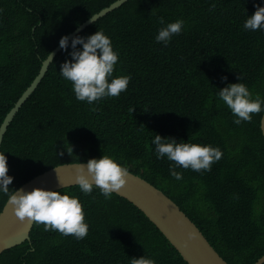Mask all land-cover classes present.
Wrapping results in <instances>:
<instances>
[{"label": "trees", "instance_id": "obj_1", "mask_svg": "<svg viewBox=\"0 0 264 264\" xmlns=\"http://www.w3.org/2000/svg\"><path fill=\"white\" fill-rule=\"evenodd\" d=\"M117 1L0 0V127L59 39ZM256 5L264 0H129L80 34L103 29L111 38L119 52L113 76L129 75L127 89L93 105L77 100L59 74L70 59L62 50L4 136L10 191L57 166L107 154L177 204L228 264L257 263L264 256V112L236 125L215 95L241 76L264 97V32L243 29ZM161 16L185 22L167 46L154 39ZM155 134L210 144L223 155L211 171L177 168V181L171 162L155 157ZM59 192L79 197L87 236L62 237L35 224L30 240L5 251L0 264H130L144 255L156 264H189L124 199H105L98 188Z\"/></svg>", "mask_w": 264, "mask_h": 264}, {"label": "clouds", "instance_id": "obj_2", "mask_svg": "<svg viewBox=\"0 0 264 264\" xmlns=\"http://www.w3.org/2000/svg\"><path fill=\"white\" fill-rule=\"evenodd\" d=\"M210 7L214 8L215 4ZM255 7V12L248 15L243 22V29L264 32V6ZM97 17L98 15L91 14L89 22L97 21ZM158 23L161 27L157 29L154 39L157 43L167 46L174 35L181 33L185 22L183 19H176L165 23L164 17L161 16ZM79 27L80 25H77L78 29ZM58 43L61 50L70 57L60 65L59 74L71 83L77 100L93 105L102 98L117 97L127 89L131 77L113 76L119 52L114 50L111 38L103 29H98L88 36L76 35L70 42L69 36L63 35ZM53 55V52H48L43 61L44 65L52 62ZM222 79L226 80L227 77ZM239 79L240 82L229 83L215 93L218 102H222L230 110L236 125L251 121L253 113L264 112V97L254 95L249 87L241 82V76ZM261 120H264V116H261ZM151 145L154 146L156 159L166 158L171 162L169 175L177 181L183 179V173L177 171V168H190L195 172L211 171L212 164L219 161L223 155L219 147L183 140L178 142L175 138L162 137L160 134L151 138ZM74 167L77 169L75 183L79 191L84 195H91L93 189L98 188L105 199H111L113 193H118L126 186L130 176L127 163H121L107 154L90 158L86 162L81 161ZM8 171L7 156L0 152V195L6 196V208L11 206L20 222L43 225L46 232L55 231L62 237L71 235L76 240L87 236L89 225L78 196L42 188H34L31 191L18 188L10 191L9 185L14 178L8 175ZM3 214L4 210H0V215ZM193 235L190 233V238ZM130 264H156V261L144 255L131 258Z\"/></svg>", "mask_w": 264, "mask_h": 264}, {"label": "water", "instance_id": "obj_3", "mask_svg": "<svg viewBox=\"0 0 264 264\" xmlns=\"http://www.w3.org/2000/svg\"><path fill=\"white\" fill-rule=\"evenodd\" d=\"M129 0H119L112 4L109 8L99 13L97 21L86 22L82 27L69 34V42L72 37L82 34L99 20L107 17L109 13L120 8ZM59 45L52 51L54 53L52 62L61 52ZM44 61V60H43ZM41 69L40 74L33 84L28 86L24 93L18 98L17 103L7 114L5 120L0 127V150L4 142V136L9 125L17 114L19 109L27 102V99L36 90L39 84L45 78V75L51 65L46 64ZM264 134V120L262 123ZM78 163L63 164L53 168L21 188L31 191L34 188H42L46 190L61 191L71 186H78L75 183L77 169L74 167ZM118 198L124 199L126 202L134 206L147 218L161 234L175 247L183 258L189 264H228V262L220 256V254L209 243L204 234L197 225L188 217L180 207L171 199L156 189L145 180L130 173L127 178V184L118 193H113ZM35 223L20 222L14 215L11 206L4 207V214L0 216V255L5 251L16 247L25 241L30 240V233ZM194 234L190 238L189 234ZM255 264H264V256Z\"/></svg>", "mask_w": 264, "mask_h": 264}]
</instances>
